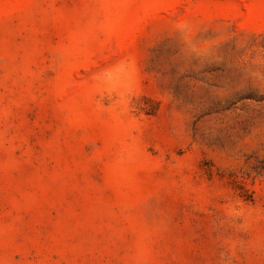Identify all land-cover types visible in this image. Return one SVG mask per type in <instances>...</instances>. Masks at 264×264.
<instances>
[{"label":"rangeland","instance_id":"374dc122","mask_svg":"<svg viewBox=\"0 0 264 264\" xmlns=\"http://www.w3.org/2000/svg\"><path fill=\"white\" fill-rule=\"evenodd\" d=\"M0 264H264V0H0Z\"/></svg>","mask_w":264,"mask_h":264}]
</instances>
